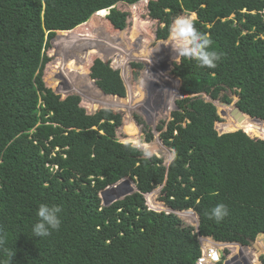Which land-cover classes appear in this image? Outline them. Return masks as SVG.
<instances>
[{
    "label": "trees",
    "instance_id": "trees-1",
    "mask_svg": "<svg viewBox=\"0 0 264 264\" xmlns=\"http://www.w3.org/2000/svg\"><path fill=\"white\" fill-rule=\"evenodd\" d=\"M119 1L140 0H0V264H196L202 249L195 227L146 205L144 194L161 185L167 205L198 214L202 236L251 245L264 234V139L249 136L264 137V124L229 115L222 125L225 133H219L217 106L203 96L230 102L227 92H233L240 109L264 123V0L154 2L152 16L164 21L158 38H167L175 17L196 13V27L222 54L214 69L187 59L175 64L172 73L181 79L184 97L176 101L166 126L157 127L175 152L168 167L118 139L120 113L103 108L85 115L78 95L62 97L42 79L46 33L48 45L62 32L78 41L77 48L84 47L63 68L89 83L92 69L104 92L125 95L120 71L99 59L97 50H89L95 45L73 29ZM101 14L95 13L107 15ZM128 16L113 8L107 19L119 30ZM150 58L154 66L160 64V57ZM121 60L118 66L128 59ZM132 94L121 99L100 92L102 104L127 112L136 106ZM126 129L139 131L133 121ZM125 177L134 180L137 191L102 204L99 193ZM147 199L154 209H165ZM41 203L62 207L60 230L42 238L32 235ZM220 203L228 215L217 223L206 213ZM260 248L264 252V244Z\"/></svg>",
    "mask_w": 264,
    "mask_h": 264
},
{
    "label": "rangeland",
    "instance_id": "rangeland-1",
    "mask_svg": "<svg viewBox=\"0 0 264 264\" xmlns=\"http://www.w3.org/2000/svg\"><path fill=\"white\" fill-rule=\"evenodd\" d=\"M156 1L158 0H140L134 5L124 2L117 3L116 7L118 9L129 14L127 26L123 31L112 29L111 23L107 19L109 13L106 16L93 14L87 22L89 23L87 26L83 25L76 28V32L85 34L89 41H97V43L92 44L95 45V49L98 51L97 57L103 54L106 57L104 59H108L109 64L113 68L120 70L123 80L127 85V96L128 92L130 94L133 93L132 95L134 96L136 106L132 109V112L122 111L109 104H102L100 90L92 79L89 83L85 76H81L76 72L71 73L68 71L67 66H65V69L63 68L70 57H74L76 53L84 51V47L77 48L78 41L69 34L63 36L62 32H60L53 36L48 43L44 53L48 60L43 70L42 79L47 87L57 91L62 97L72 93L83 94L81 96L80 107L84 110L85 115H94V112H98L103 108L120 113L122 124L116 131L118 139L125 144L139 145L141 148L148 150L154 146L159 147L160 143V149L156 148L154 156L161 158L163 164H169L174 159L175 152L163 143L160 138V132L156 131V129L162 124L166 126L172 119V111L176 106V101L184 96L179 91V77L173 76L172 73L175 64H177L174 59L175 53L172 52L170 46H165L168 42L167 38H158V31L163 28L164 21L152 16V6ZM184 13L186 12L182 14ZM99 33L102 34L99 39H96ZM48 36L49 34L46 33L47 39ZM83 37L81 36V38ZM146 53L149 54L148 59L144 58L145 55H148ZM125 57L128 60H125L124 63L122 62L121 66H118V61H122L121 59ZM150 57H160L161 61H158L160 64L154 66ZM124 64H127V66ZM91 73L92 69L88 72V76ZM60 81L67 83L70 88L63 87L62 89L58 87V84L62 85ZM130 87L132 92H130ZM175 88H177V92L171 95V89L174 90ZM141 91H143V96ZM227 94L232 101L236 100L233 92H227ZM205 98L209 100L208 97ZM100 101L101 104L96 103ZM91 104H97L95 106L98 107L92 110L91 113H87L86 110ZM220 106L218 104L217 107L219 115ZM220 118L221 120L215 123V127L219 133H223L225 131L222 125L228 121L225 116H221ZM130 121H133L137 125L139 130L137 133L131 134L126 129ZM148 134L153 136L151 141L147 139ZM250 136L258 137L255 135ZM258 138L264 139V137ZM128 187V184L125 183L119 191L129 193ZM161 189V187H157L150 195H146L145 200L148 208L154 209V205L149 202L147 196H150L156 202H162L160 200ZM107 192L105 196L100 194L103 200L111 197L116 191L114 192L111 189ZM193 214L196 213L184 211L179 216L184 224L195 227L198 223V216L196 218ZM261 243L264 244V234L257 237L255 240L256 247L251 246L253 249L250 248L249 251H255L257 253L255 256L259 254L264 259V252L260 248Z\"/></svg>",
    "mask_w": 264,
    "mask_h": 264
},
{
    "label": "clouds",
    "instance_id": "clouds-1",
    "mask_svg": "<svg viewBox=\"0 0 264 264\" xmlns=\"http://www.w3.org/2000/svg\"><path fill=\"white\" fill-rule=\"evenodd\" d=\"M119 2H122V1H119ZM119 2H117V3H119ZM116 4H114L113 6H111L109 8H105V9H108V13L109 14H110V12H111V10L113 8L118 9L116 7ZM127 4H129V3H127ZM134 4H136V3L129 4V5H134ZM105 9H102V10H105ZM118 10H120V9H118ZM99 11H101V10H99ZM99 11H97V12H99ZM97 12H95V13H97ZM109 14L107 15V18L109 16ZM90 19H91V17L86 22H88ZM196 21H197V14L196 13L194 14V13H187L186 12V13H184L182 15H179V16L175 17L172 20V22L170 23L169 27H168V35H167V41L168 42L165 44V46H170L171 47L172 52L175 53L174 59H175V62L177 64H180L185 59H187V60L195 61L196 62V66L198 68L214 69V68L217 67V62L221 59V55L222 54L219 53V52H217V51H215V50H212L211 49L212 40L210 39V37L207 34H204V33L200 32L198 30V28L196 27ZM81 24H83V23H81ZM81 24H79V25H81ZM88 24L89 23H86L84 25L87 26ZM125 28H123V29H125ZM73 29H76V28H73ZM73 29H69V30H73ZM123 29H119V30L122 31ZM69 30H56L55 32L58 33L59 31H69ZM48 33L49 32H47V34ZM101 34L102 33H99V35L96 36V39H99V37L101 36ZM89 43H90V45H92L93 43H97V41L96 40L89 41ZM46 47H47V37H46V42H45V46H44V49H43V52L44 53H45V48ZM92 49L93 50H96L95 48H92ZM103 56H104L103 54H100V57H98V58L101 59L103 62L109 64V60L108 59H104L106 57L105 56L103 57ZM109 66L112 69H115L110 64H109ZM115 70H119V69H115ZM120 75H121V72H120ZM121 77H122V75H121ZM89 78L92 79L95 82V84L99 88L100 92H102V94L105 95V96H113V97H118V98H121V99H125V98L128 97L127 96V89H126L125 95H122V96L121 95H117V94H109V93L104 92L97 85L96 80L94 78H92V75L91 74H90ZM122 80H123V77H122ZM123 82H124V80H123ZM124 85H125V88H127V85L125 84V82H124ZM180 87H181V79H180ZM179 91H180V89H179ZM55 92L57 93V91H55ZM72 94L78 95L80 98L83 95L81 93H77V94L72 93ZM180 94H181V92H180ZM68 95H70V94H68ZM128 95H129V92H128ZM203 96L204 97H208L209 98L208 101H211V99H210L211 97L208 96L207 94H203ZM235 96H236V100H234V101L235 102H238L239 101L238 100V97L239 96L236 95V94H235ZM218 99H220V98H218ZM218 99H213L217 103L211 101L217 107H218V104H219ZM239 99H240V97H239ZM222 101H224V100H222ZM234 101L231 100L230 102L231 103H235ZM225 102H229V101H225ZM80 103H81V100H80ZM80 103H79V106H80ZM220 107H222V109H223V106H220ZM175 108H176V106L174 107V109ZM227 111H229V110H227ZM96 113L97 112H94V114H96ZM225 117H227V116H225ZM239 130H243V129H239ZM156 131H158V130L156 129ZM233 131H235V130H233ZM227 132H232V131H227ZM223 133H225V132H223ZM253 138H258V137H253ZM261 139H263V138H261ZM128 144H130V143H128ZM130 145H132V144H130ZM134 147H137L138 149H140L141 151H143L144 157L146 159H149V158L151 159L152 152L150 150L143 149L139 145H136ZM152 157H154V155ZM170 163H169V165H170ZM164 165L166 167L169 166L168 164H164ZM126 179H128V182H125ZM125 183H127L128 186H129L127 190H130L131 187L137 188L134 180L132 178H130V177H125V178L119 180L118 182H116L115 184H112V185L108 186L107 188L112 187V188H114L113 190L118 193L119 192V189L122 188V186ZM159 187L163 188V185H161ZM107 188L103 189L99 194H101L103 192V196H105V194L108 193V192H106V189ZM135 191H137V189ZM135 191H133V192H129L128 191L129 193L124 192L125 195L122 198L126 197L127 195H130V194L134 193ZM114 194L115 193H113V195ZM150 194H151V192L150 193H146L144 195L146 197V195H150ZM109 198H111V197H109ZM109 198H105V199L108 200ZM101 199H102V204L106 205L104 203V200H103L102 197H101ZM118 200H120V199H118ZM160 200H161V196H160ZM161 201L162 202H160V203H162V205L164 206L165 209H161V210L152 209V210H155L157 212H162L163 211V212H166V213H169V214L170 213H174L180 219H181V217L179 215H180L181 212L189 211V210L195 212L193 209L176 210V209L171 208L169 205H167L163 200H161ZM168 209H172V211H168ZM61 211H62V207L60 205H55L54 204V205H51L50 206V205H47V204H44V203L39 204V206L37 208V211H36V216H37L38 219H37V221L32 226V235L33 236H36V237L42 238V237H46V236L51 235L52 231H59L60 230V227H61V223H62V221L60 219V216H59V214L61 213ZM206 215L208 216V219H210V220L211 219H214L217 223H219V222H221L224 219V217H226L228 215V208H227V206L225 204L220 203V204H217L215 207H213L210 212L206 213ZM197 216H198V214H197ZM195 230H196V232L198 234V239H199L200 245H201V238L205 239L208 242H211V241H215L216 242L217 241L213 237L200 235V233H199V216H198V223L195 226ZM217 242H223V241H217ZM3 243H4V240L2 238H0V245H2ZM231 243H233V242H231ZM244 246H248V245H244ZM250 246L256 247L255 246V241ZM201 249H202V246H201ZM14 254H15L14 252H10L9 253V255L12 256V257L14 256Z\"/></svg>",
    "mask_w": 264,
    "mask_h": 264
},
{
    "label": "built area",
    "instance_id": "built-area-1",
    "mask_svg": "<svg viewBox=\"0 0 264 264\" xmlns=\"http://www.w3.org/2000/svg\"><path fill=\"white\" fill-rule=\"evenodd\" d=\"M202 254L196 264H264V259L258 254L257 262L249 254L250 245L244 246L238 242H208L201 238ZM238 249L235 252L233 249ZM253 249V248H252ZM257 254V253H255Z\"/></svg>",
    "mask_w": 264,
    "mask_h": 264
},
{
    "label": "water",
    "instance_id": "water-1",
    "mask_svg": "<svg viewBox=\"0 0 264 264\" xmlns=\"http://www.w3.org/2000/svg\"><path fill=\"white\" fill-rule=\"evenodd\" d=\"M123 30H124V29H123ZM123 30H122V31H123ZM210 99H211V101H213V102L216 103V101H214L212 98H210ZM238 100H239V97H238ZM218 102H219V104H220L221 106H223V109L220 110V114H221V116H229V115H230V116H232L233 118H235V120H238L239 122L243 121V120L248 116L249 120H254V121L258 122V123L261 124V125L264 124V123H262L261 121H259L257 118L252 117L250 114H248V113H244V112L240 109V107L237 105V102H235V103L225 102V101H222L221 99H218ZM233 105H234L233 110L227 111V110H228L227 108H230V107L233 106ZM226 109H227V110H226ZM237 130H239V129H237ZM235 131H236V130H235ZM157 147H158V146H154L153 148L150 149V151L152 152V156L154 155V152H155V150H156ZM152 156H151V158H152ZM149 159H150V158H149ZM168 165H169V164H168ZM168 165H167V166H168ZM125 182H128V179H126ZM111 189H112V191H114V190H113L114 188L109 187V188L106 189V192H107L108 190H111ZM136 189H137V188L131 187L130 190H128V191H129V192H133V191H135ZM110 192H111V191H110ZM114 192H115V191H114ZM101 194L103 195V192H102ZM124 195H125V193L122 192V191H119L118 193L115 192V194H114L113 196H111V198H109L108 200H107V199L104 200V202H105L106 205L111 204V203L117 201L118 199H121ZM168 211H172V209H168Z\"/></svg>",
    "mask_w": 264,
    "mask_h": 264
},
{
    "label": "bare ground",
    "instance_id": "bare-ground-1",
    "mask_svg": "<svg viewBox=\"0 0 264 264\" xmlns=\"http://www.w3.org/2000/svg\"><path fill=\"white\" fill-rule=\"evenodd\" d=\"M105 10H107V12L104 14V15H106L107 13H108V9H105ZM102 12H104V10L102 11ZM101 12V13H102ZM100 13V11L98 12V14H101ZM101 15H103V14H101ZM160 143H159V147H160ZM159 147H157L158 149H160ZM161 150H162V147H161ZM160 210V209H159ZM190 211V210H189ZM189 211H187V212H189ZM194 215V214H193ZM257 258H258V255L257 256H255V255H253V257H252V259H254L255 260V262H257Z\"/></svg>",
    "mask_w": 264,
    "mask_h": 264
}]
</instances>
